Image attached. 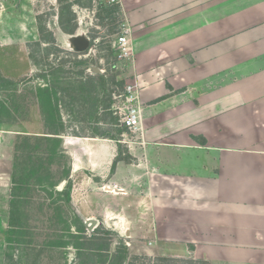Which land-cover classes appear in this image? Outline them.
Returning <instances> with one entry per match:
<instances>
[{"label": "crops", "instance_id": "obj_1", "mask_svg": "<svg viewBox=\"0 0 264 264\" xmlns=\"http://www.w3.org/2000/svg\"><path fill=\"white\" fill-rule=\"evenodd\" d=\"M165 1L183 8L176 28L185 33L171 37L161 67L152 69L161 55L147 61L141 132L126 149L117 139L26 133L0 122L1 238L15 187L10 140L33 136L60 140L68 170L53 190L63 196L70 182L66 203L84 223L94 220L116 237L147 238L151 248L161 244L162 252L207 264H264V0H226L224 24L202 16L201 0ZM24 2L33 8V0ZM136 2L120 5L133 15ZM168 28H175L170 21ZM50 30L59 44L72 37L59 24ZM225 39L226 49H213ZM230 97L243 103L224 104ZM238 107L256 131L234 147L217 129L222 113ZM229 154L250 162H230Z\"/></svg>", "mask_w": 264, "mask_h": 264}, {"label": "rangeland", "instance_id": "obj_2", "mask_svg": "<svg viewBox=\"0 0 264 264\" xmlns=\"http://www.w3.org/2000/svg\"><path fill=\"white\" fill-rule=\"evenodd\" d=\"M136 1L138 11L134 8L131 15L105 0H33V8L24 0H0V122L26 133L110 136L126 149L125 143L135 138L120 123L126 86H139L140 105V76L147 61L161 55L152 69L161 67L173 46L168 44L171 37L185 33L176 28L183 8L165 0ZM215 1L201 0L206 7L202 16L224 24L230 16L226 0H217L216 13ZM127 2L135 0H123ZM60 15L75 30L70 36L78 30L85 34L87 47L75 50L71 37L67 44L53 40L50 29L56 28ZM168 21L175 28H168ZM124 25L130 28L131 56L119 60L112 44ZM218 33L221 38L225 31ZM227 47L226 39L213 45L218 51ZM225 55L223 59L230 57ZM226 76L233 82L232 73ZM240 102L230 97L224 104ZM219 120L217 135L225 145L240 147L242 138L256 131L240 107L225 110ZM60 144L59 139L11 137L14 216L5 237H0V264H207L162 252L161 244L151 248L147 238L116 237L106 224L93 230L79 224L64 197L53 190L68 170ZM228 157L230 162H250L238 154Z\"/></svg>", "mask_w": 264, "mask_h": 264}, {"label": "built area", "instance_id": "obj_3", "mask_svg": "<svg viewBox=\"0 0 264 264\" xmlns=\"http://www.w3.org/2000/svg\"><path fill=\"white\" fill-rule=\"evenodd\" d=\"M108 4H121V0H105ZM130 28L124 25L121 34L114 41L113 48H115L116 55L119 60L127 59L131 56V46L129 40ZM121 97L117 95L116 98ZM125 106L123 117L120 120L131 135L135 137L141 132V108L139 105V86L132 84L126 86L125 93L122 95Z\"/></svg>", "mask_w": 264, "mask_h": 264}, {"label": "trees", "instance_id": "obj_4", "mask_svg": "<svg viewBox=\"0 0 264 264\" xmlns=\"http://www.w3.org/2000/svg\"><path fill=\"white\" fill-rule=\"evenodd\" d=\"M58 24H59V27L61 28V30L64 33H66V34H70L71 35V34H73L75 32L74 28L70 27L69 21L64 22V20L62 19V15H60L59 18H58ZM101 138L114 139V138H112L110 136H104V135H102ZM70 188H71V184H70V182H68L67 185H66V188L63 190V193H62L65 202H68L69 201L68 193L70 191ZM12 207L14 208V205H12ZM11 214H12V212H11ZM13 216H14V213H13V215H11V220L9 222V226H10V223L13 222ZM77 220H78V223L79 224H81V225L83 224V221L81 219L77 218Z\"/></svg>", "mask_w": 264, "mask_h": 264}, {"label": "water", "instance_id": "obj_5", "mask_svg": "<svg viewBox=\"0 0 264 264\" xmlns=\"http://www.w3.org/2000/svg\"><path fill=\"white\" fill-rule=\"evenodd\" d=\"M88 39L86 37H83V36H72L71 37V40H70V43H71V46L75 49V50H80V49H84L85 47L88 46V43H87ZM91 72L93 73H96V72H100V70H90ZM86 226H88L89 230H93L96 226V221L94 220H86L85 223H84Z\"/></svg>", "mask_w": 264, "mask_h": 264}]
</instances>
